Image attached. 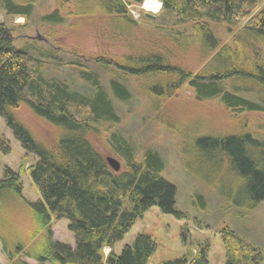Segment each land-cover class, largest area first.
<instances>
[{"label": "trees", "instance_id": "1", "mask_svg": "<svg viewBox=\"0 0 264 264\" xmlns=\"http://www.w3.org/2000/svg\"><path fill=\"white\" fill-rule=\"evenodd\" d=\"M20 1L0 0V8L9 16L30 18L33 1ZM54 1L57 10L45 21L63 22L59 11L67 6L68 16H97L99 22L130 25L139 23L130 18L129 7L145 0ZM159 1V16L142 22L164 32L160 39L130 55L101 56L93 63L107 74L135 77L156 112L185 84L197 103L217 99L233 128L218 137L209 132L185 135L182 155L235 183L233 193L241 196L228 198L252 210L264 201V138L260 141L246 130L244 115L264 114V0ZM159 1L146 0L144 6H161ZM222 27L231 33V43L216 36ZM235 28L239 30L232 34ZM12 32L9 24L0 22V117L27 155L37 158L28 168L22 163L20 172L30 174L41 199L28 200L19 174L0 165L2 252L12 264H30L27 259L36 264H150L157 251L150 236L137 235L119 254L115 245L152 207L183 217L177 189L163 177V158L146 150L143 161H137L133 143L116 129L121 117L95 72H78L88 91L51 78L46 71L58 60L57 50L26 43L18 47ZM109 87L119 101L132 98L115 79ZM23 108L47 123L50 131L32 134L17 117ZM100 147L123 161L119 172L109 166ZM12 152L9 140L0 135V154ZM64 218L74 247L54 239L53 221ZM221 237L224 264H264V251L232 229H223ZM209 251V245L192 246L186 255L160 264H210Z\"/></svg>", "mask_w": 264, "mask_h": 264}, {"label": "rangeland", "instance_id": "2", "mask_svg": "<svg viewBox=\"0 0 264 264\" xmlns=\"http://www.w3.org/2000/svg\"><path fill=\"white\" fill-rule=\"evenodd\" d=\"M14 1L18 3L20 0ZM30 1L34 3L30 18L9 16L0 8V22L10 25L16 45L21 47L26 43L35 44L38 48H55L58 52V60L52 61L46 74L51 78L67 81L75 89L89 90L79 76V71L95 72L109 90L117 113L121 117V123L116 129L133 143L137 161H143L146 150L159 153L165 162L163 177L177 189L176 204L183 217L178 218L163 213L157 206L152 207L136 222L125 238L115 245V252L121 253L125 246L133 243L137 235L145 234L157 244V251L150 264H160L180 258L186 255L192 246L197 245H209L210 264H224L225 250L221 231L225 228L232 229L264 251V201L252 210L243 208L228 198L229 194L233 198L241 196L238 192L233 193L235 183L233 185V182L219 178L218 170H208L207 165L196 163L182 155L185 135L193 137L209 132L211 136L218 137L231 131L234 125L219 101L216 99L197 103L194 91L185 84L172 101L161 111L156 112L153 111L149 99L140 93L135 77L107 74L93 63V59L101 56L118 58L130 55L133 50L149 48L152 40L160 39L165 33L155 28L152 23L142 21L147 13L159 16L161 8L156 12L148 10L144 6L145 2L130 6V18L139 24L129 25L111 20L99 22L101 19L97 16L85 18L68 16V7L63 6L59 11L63 22H56L45 21L48 15L54 14L57 10L54 0H21L20 2ZM238 30L235 28L231 32L234 34ZM215 33L222 43H231V33L226 28L222 27ZM31 53L34 54L33 51ZM111 79L125 85L132 98L123 102L117 100L109 87ZM16 114L27 129L37 136L50 131V126L36 119L29 109L23 108ZM244 117L247 120L246 130L261 141L264 138V114L250 113ZM0 135L8 139L13 147L10 155L0 154L2 169L8 167L18 173L24 196L32 202L39 201L41 197L30 174L20 172L22 163L28 168L37 161V158L27 155L2 117H0ZM100 150L106 158L113 157L122 166L123 161L112 152L102 147ZM191 168H194V171L190 170ZM207 178L209 181L206 180ZM68 225L69 221L65 218L54 220L53 236L56 241L74 247V236L68 230ZM104 252L108 255L110 250L105 249ZM27 261L36 264L31 259ZM0 264H12L2 252L1 242Z\"/></svg>", "mask_w": 264, "mask_h": 264}, {"label": "water", "instance_id": "3", "mask_svg": "<svg viewBox=\"0 0 264 264\" xmlns=\"http://www.w3.org/2000/svg\"><path fill=\"white\" fill-rule=\"evenodd\" d=\"M145 16H146L147 18H149V19H156V16H155V15H152V14H149V13H147ZM38 39H39V37H38ZM106 160H107L109 166H110L115 172H119V171H120V169H121V165H120V163H119L115 158H113V157H107Z\"/></svg>", "mask_w": 264, "mask_h": 264}, {"label": "bare ground", "instance_id": "4", "mask_svg": "<svg viewBox=\"0 0 264 264\" xmlns=\"http://www.w3.org/2000/svg\"><path fill=\"white\" fill-rule=\"evenodd\" d=\"M145 8L146 9H148V10H151V11H158L160 8H161V6L157 3V2H155V3H147L146 5H145Z\"/></svg>", "mask_w": 264, "mask_h": 264}]
</instances>
